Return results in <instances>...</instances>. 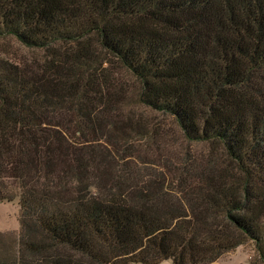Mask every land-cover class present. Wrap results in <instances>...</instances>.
Listing matches in <instances>:
<instances>
[{
	"label": "trees",
	"instance_id": "trees-1",
	"mask_svg": "<svg viewBox=\"0 0 264 264\" xmlns=\"http://www.w3.org/2000/svg\"><path fill=\"white\" fill-rule=\"evenodd\" d=\"M6 39L46 56L0 55V201L21 225L0 264H207L249 242L264 264V0H0ZM136 105L234 169L192 164L179 200L122 181L93 194L89 143L159 134L124 116Z\"/></svg>",
	"mask_w": 264,
	"mask_h": 264
},
{
	"label": "rangeland",
	"instance_id": "rangeland-1",
	"mask_svg": "<svg viewBox=\"0 0 264 264\" xmlns=\"http://www.w3.org/2000/svg\"><path fill=\"white\" fill-rule=\"evenodd\" d=\"M92 42V45L96 46L94 39ZM4 50L17 61L23 59L28 62L39 61L46 56L45 52L28 50L12 39L0 40V55ZM109 60L108 66H104L105 70L117 72L120 85L128 92H132L137 87L136 82L118 68L113 60ZM124 113V116L129 117V121L133 120L134 123L149 121L154 124L159 134L150 140L138 139L124 144L112 135L109 142L105 140L89 143L88 148L96 155L95 161L99 165L94 167L92 173L90 172L96 179L91 189L93 194L106 196L110 184L122 181L133 195L138 192V188L148 191L149 187V190H154L156 195L162 193L166 196L173 195L179 200L185 196L192 197L191 191L194 188L191 181L197 187L195 183L197 179L192 173H188L189 169L193 168L192 164L194 167L205 164L209 170L210 162L213 161L212 163L215 162L219 166L218 171L222 172L220 175L230 173L234 169L233 163L226 158L222 148L186 141L172 118L151 112L141 105L127 108ZM116 116L120 120L119 123L124 120L118 114ZM20 230L18 202L0 201V250L6 249L8 253L17 252ZM256 259V248L249 242L207 264H251ZM161 264H172V262L165 261Z\"/></svg>",
	"mask_w": 264,
	"mask_h": 264
}]
</instances>
